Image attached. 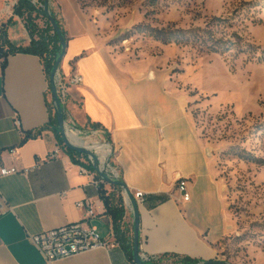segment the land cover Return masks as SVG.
Returning a JSON list of instances; mask_svg holds the SVG:
<instances>
[{"label": "crops", "instance_id": "0c3cea01", "mask_svg": "<svg viewBox=\"0 0 264 264\" xmlns=\"http://www.w3.org/2000/svg\"><path fill=\"white\" fill-rule=\"evenodd\" d=\"M27 1L29 6L0 0V50L6 55H0V169L34 168L26 175L0 177L9 207L0 213V264H134L133 203L114 185L104 187L124 200L117 246L50 262L29 238L84 221L102 237L118 239L99 188L80 171L92 167L87 155L73 158L50 124L51 93L42 58L11 51L29 47L50 23L44 10ZM50 11L66 31L60 70L66 77L75 72L83 77L68 89L67 116L82 129L103 127L125 188L132 196L136 190L146 194L137 205L139 253L149 256L151 264H180L184 257L218 259L235 227L211 149L185 97L161 75L120 62L102 45L77 0H50ZM29 133L38 136L25 140ZM56 149L58 156L49 158ZM180 178L189 180V201L177 188ZM85 200L91 203V215L78 206Z\"/></svg>", "mask_w": 264, "mask_h": 264}, {"label": "rangeland", "instance_id": "374dc122", "mask_svg": "<svg viewBox=\"0 0 264 264\" xmlns=\"http://www.w3.org/2000/svg\"><path fill=\"white\" fill-rule=\"evenodd\" d=\"M77 1L120 62L161 75L185 97L235 227L216 260L264 264V0ZM159 29L191 30L196 39L166 43ZM59 99L65 127L82 129L67 116L69 94ZM51 109L58 114L52 95ZM83 130L88 146L109 140Z\"/></svg>", "mask_w": 264, "mask_h": 264}, {"label": "built area", "instance_id": "2783aa9c", "mask_svg": "<svg viewBox=\"0 0 264 264\" xmlns=\"http://www.w3.org/2000/svg\"><path fill=\"white\" fill-rule=\"evenodd\" d=\"M30 1L36 8H38V10L39 8H43L44 10L45 5L40 0ZM55 82L58 96L59 98H63L69 94L68 89L70 86H77L83 82V77L77 72L73 73L70 77H66L59 67L55 74ZM73 127H66V130H76L81 137L84 130L76 128L75 126ZM90 133L92 135L100 136L101 139H103V137L107 134L106 130L101 126L90 128ZM99 144L106 146V151L98 152L93 148L89 149L94 154V156L86 154L88 156L87 160L89 165L92 167L87 168L82 166L80 167V171L83 174L90 175L92 177L91 183H93L100 190V188L104 185H117L114 184L113 181H122V179L120 168L113 161L115 152L112 143L105 138L102 143ZM59 151V149L53 151L49 155V158H56ZM33 169L34 168L20 169L16 166L2 167L0 169V177L9 175H26ZM188 183L189 180L187 178H180L177 181V188L181 192L184 201H189L191 198V193L187 189ZM119 186L122 188V194L124 195V198L128 200L129 204L130 199L127 195L125 186ZM133 199L137 205L143 204L146 200V194L141 190H136L133 194ZM78 206L83 208L86 207L89 215L93 214L89 200L80 201ZM7 208H9L8 204L0 190V213H3ZM29 238L40 251L42 256L50 262L66 259L96 249H109L119 244L116 239L102 237L99 230L95 226H89L84 221L69 223L57 228L42 231L40 233H31L29 234ZM141 258L149 263L151 261L149 256L144 254L141 255Z\"/></svg>", "mask_w": 264, "mask_h": 264}, {"label": "trees", "instance_id": "16d2710c", "mask_svg": "<svg viewBox=\"0 0 264 264\" xmlns=\"http://www.w3.org/2000/svg\"><path fill=\"white\" fill-rule=\"evenodd\" d=\"M21 3H23L22 5L24 6V3L26 6H29L30 3L27 0H20ZM45 17L48 18V16H46V13H43ZM53 16H55L53 14ZM56 17V16H55ZM49 20V24L46 28H44L42 31H40V35H39V39H33L31 42V45L29 47L26 48H12L11 51L12 52H26V53H32V54H36L39 55L44 63L45 66V71L49 80V90L51 89V72L53 70V67L55 65L56 60L58 59V57L60 56V54L62 53V43L60 41V38L56 32V30L54 29L50 19ZM58 25L59 28L61 30V33L63 34V36L65 37L66 41H67V37H66V31L62 28V25L60 24V22L58 21ZM157 35L155 36L156 39L158 40H162L166 43H189L192 42V40L196 39V35H193V32L191 30H183V29H159L157 30ZM1 53L0 55L6 56L4 52H2V50H0ZM6 58H4V63H3V68L5 69L6 67ZM50 124L53 128V131L55 132V135L57 137L58 143L62 146H64L67 150V152L74 158L75 155H82V152L76 151L72 148L67 147L64 144V140L61 134V128L59 126V121L57 118L56 114L52 113V109L50 107ZM99 125L97 124H92V127L96 128ZM38 136V133L32 134L29 133L27 134V136L25 137V140L31 138V137H36ZM76 160V159H75ZM77 161V160H76ZM116 187H120L119 185H114ZM100 195L102 200L104 201L106 207H107V212H109L112 215L113 218V222H114V227H115V231L117 234V238L116 241L120 243V236H119V227H120V223L121 220L124 216V200H123V196L120 195H116L114 193L108 192L107 189H105L104 186H102L100 188ZM123 246L125 247V244H123ZM200 261L198 259H194L191 257H184L181 259V264H197Z\"/></svg>", "mask_w": 264, "mask_h": 264}, {"label": "water", "instance_id": "95a60500", "mask_svg": "<svg viewBox=\"0 0 264 264\" xmlns=\"http://www.w3.org/2000/svg\"><path fill=\"white\" fill-rule=\"evenodd\" d=\"M44 11L46 13V15L48 16V18L50 19L54 29L56 30L60 41L62 43V53L60 54V56L58 57V59L55 62V65L53 67V70L51 72V95L52 98L56 104L57 107V118L61 127V134L64 140V144L69 147L72 148L76 151L85 153V154H89L94 156L93 152L90 151L88 148L84 147V146H78V145H74L73 143H71V141L69 140V138L67 137V130L65 127V123H64V116L62 113V107H61V102L58 96V92H57V86H56V82H55V74L57 69L60 67V64L65 56L66 53V47H67V41L65 39V37L63 36V34L61 33V30L59 28L58 22H57V18L55 16H53V14L50 11V0H44ZM114 184L117 185H122L125 186V183L123 181H113ZM127 190V195L129 197V199L132 201L133 203V209H134V213H135V234H134V261L136 264H151L149 262H146L144 260H142L141 255L139 253V212H138V207L137 204L135 202V200L133 199L132 193ZM199 264H227V263H223L222 261L219 260H213V261H206V262H202Z\"/></svg>", "mask_w": 264, "mask_h": 264}, {"label": "bare ground", "instance_id": "6f19581e", "mask_svg": "<svg viewBox=\"0 0 264 264\" xmlns=\"http://www.w3.org/2000/svg\"><path fill=\"white\" fill-rule=\"evenodd\" d=\"M67 137L69 138L71 143H73L74 145L84 146L88 149L93 148L98 152H103V151H106V149H107L106 146L100 145L99 143H94L93 146H88V143L86 142V140L84 138L80 137L78 132H76V131L68 130L67 131Z\"/></svg>", "mask_w": 264, "mask_h": 264}]
</instances>
